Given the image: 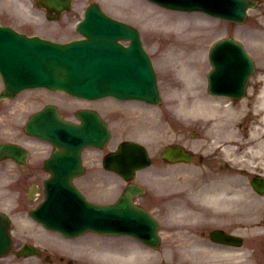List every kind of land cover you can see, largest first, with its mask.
Masks as SVG:
<instances>
[{
	"label": "rangeland",
	"instance_id": "374dc122",
	"mask_svg": "<svg viewBox=\"0 0 264 264\" xmlns=\"http://www.w3.org/2000/svg\"><path fill=\"white\" fill-rule=\"evenodd\" d=\"M93 0H73V9L66 13L65 19L67 20L66 22L61 21L59 28L55 26H52L53 29H57V33L53 32H41L44 35L48 36H53L54 38L58 39H70V38H75L79 35V33L75 30V23L78 19H80L83 16V11L84 8L91 3ZM102 4V6L112 15L117 16L121 19L130 21V22H136L135 18L137 19L138 22L142 21L143 26H140L141 28L146 27L147 30L152 29L153 25L151 24V20L146 18L149 16V10L150 9H155L152 6H146L144 4V0H99ZM150 8V9H149ZM146 9L148 10L146 12ZM256 11V10H255ZM254 10L250 11V18L253 14ZM162 19L164 21H176L180 20L181 16L176 14V12H167L164 16H162ZM146 20V21H145ZM12 21V20H11ZM202 23H211L212 25L209 28V33L206 34V36H203V41H205V46L203 50L205 51L209 44L213 42L215 39L220 37L226 32H239L237 34L244 35L243 33H248V31L242 27V26H230L224 24H217L216 21L209 22V21H204ZM151 24V25H150ZM36 26L37 24H33ZM38 27L42 28L44 30H49L44 24L38 23ZM21 30V29H20ZM25 32L31 33L32 31L27 28L23 27V30ZM66 31V32H65ZM142 36L144 37L146 41V45L149 48L151 55L153 56L155 62L157 63V68L160 73V81H161V87L165 91L166 95V101L165 103H162L160 106H155V105H149L147 103H140V102H128V103H121L113 98H111L109 101L106 103H102L104 101L100 102H94V105L97 106L102 112L105 114H108V118L112 121L113 124V132H114V138H113V144H116L120 139L123 138H141L143 142L147 143L152 149H153V155L154 151L157 152L159 147L163 145V142H160L164 138L168 136V133L166 130H162L164 127L166 128H185V129H192L195 123H193V120L189 119H183L184 117L178 112H176V108H174V103L173 101L177 99H181V92H178V94L174 91V88H172L174 85L172 84V79H175V74L172 72L167 71L166 69V63L167 61L165 60V55L162 53V41H157L156 37L154 35L146 34L144 29L142 30ZM245 38L251 42L255 49H253V52L256 50H259V46L257 45L256 41L254 42L252 36H245ZM161 43V44H158ZM162 50V51H161ZM260 54V52H259ZM258 60L260 61V67L262 66V62L264 61V56L260 54V56L257 57ZM188 67L198 76L200 74H207V68H205L204 64L202 63L199 58H194L188 63ZM264 69V67H263ZM262 70V69H261ZM184 79V76H181ZM173 79V80H174ZM1 82V81H0ZM261 83H264V72L260 71L257 72L256 76L253 78V84L256 86H259ZM1 86V83H0ZM257 87H252V90L256 89ZM251 90V92H252ZM43 90H38L37 92L32 93L31 97H33V100L35 102H43L42 100L45 99H52V101L58 102L59 104H63L62 110L64 114L68 116H74L73 111L75 106L80 104H88L86 101H81L77 99H73L70 96H67L65 94H57L55 96H47L42 94ZM27 95V94H23ZM24 98H28L25 97ZM41 96V97H40ZM252 95L250 94L249 97ZM173 97V98H172ZM168 100V102H167ZM22 101V100H21ZM20 101V102H21ZM115 102V103H113ZM117 103V104H116ZM243 108L250 110V114L253 115V111L256 110V103H252V99H245L241 101ZM93 104V103H92ZM37 103L32 104L31 103V108L36 107ZM253 106V107H252ZM252 108V109H250ZM113 112H110V111ZM117 110H121L125 112V114H119L123 112H118ZM107 112V113H106ZM187 113H183L184 116H186ZM182 117V118H180ZM159 118H162L164 121L159 122ZM169 125V126H168ZM200 129L203 130L202 124L200 123ZM159 126V128H157ZM162 128V129H160ZM160 129V130H159ZM15 135L10 134L6 132L4 129V123L2 119H0V138H13ZM103 150L99 151V158H97V155L95 152H90L88 151L86 153V160L87 164L89 166V174H102V171L97 169L96 167L99 166V160H101ZM90 165H94V167H90ZM157 166L160 165V160H156ZM5 165H0V193L2 192L5 196L3 198H0V201H4L9 203L13 197V194H15V191H9L5 188V185L7 184V181H5L7 177V168H3ZM102 168V166H101ZM103 169V168H102ZM12 170V169H11ZM14 170H12L13 172ZM106 180V177H104ZM104 180V181H105ZM95 183V182H94ZM101 184V183H100ZM149 185L148 183H146ZM101 186H97L95 190L99 192H103L104 190L100 188ZM102 187L104 185L102 184ZM100 188V190H99ZM113 192H118L117 188ZM12 194V195H11ZM105 195V193H101ZM152 196L153 193H152ZM104 198H101L105 200L107 196H103ZM111 199V198H109ZM35 204V203H34ZM35 206V205H33ZM104 236H98V239H95L93 241H89L87 244L86 243H81L76 249L78 251L76 252L75 256H80V264H112L109 261V258L106 254L103 253L105 252V249L102 251L104 247L109 246L108 243H119L123 246L125 249L123 251V261L120 264H152L155 263L159 258V252L148 249V248H137L139 247L138 243L134 239H111L110 238H103ZM64 242V241H63ZM61 242V245L63 248H71L70 242ZM137 243V244H136ZM60 245V246H61ZM82 247V248H81ZM59 250V248L57 249ZM62 252V250H59ZM58 251V252H59ZM102 252V253H101ZM70 256H74V251L68 250V253L66 255V258H69ZM86 258V260L82 259ZM9 260L13 264H33L32 259L35 260L34 257H29V258H19L15 256L14 254L8 256L4 260H0V264H8ZM111 260V259H110ZM118 261V260H117ZM214 263H221L220 261L214 262ZM117 264V263H116ZM197 264H207L204 262V259L202 262H199L197 260Z\"/></svg>",
	"mask_w": 264,
	"mask_h": 264
},
{
	"label": "water",
	"instance_id": "95a60500",
	"mask_svg": "<svg viewBox=\"0 0 264 264\" xmlns=\"http://www.w3.org/2000/svg\"><path fill=\"white\" fill-rule=\"evenodd\" d=\"M12 40V39H11ZM16 48L17 49H21L19 48V46L16 44ZM29 49H33L34 51H37L34 53V57H39V53L41 51H43L44 54H55L54 52H56L57 50V56L63 54L61 52V50H59V47H54V46H51V45H41V44H35V45H25L24 46V49L22 48L20 51H24L25 53L29 50ZM18 51V52H20ZM25 57V54H23V58ZM15 56L13 57L12 60H10L9 62L12 63V61L14 60ZM27 60L29 61L30 58H27ZM46 65L50 68V69H43V70H35L33 72H31V76L36 78L38 82H43V81H49L50 83H54L55 84V81H60L62 80V83L61 81L59 82L60 86L64 85L63 87H67L68 89H78L76 88V81L77 82H81V78H83V76H87V74H83L81 77H77V75L74 74L73 71H69L68 69L70 67H68L67 65H63V61L61 60H58V59H55L54 61H50V62H47ZM14 66L16 68H18L20 66V62H19V59L16 58L15 62H14ZM6 68L9 67V64H6L5 66ZM57 68V72L55 71ZM7 75L9 76V82L11 84H14L15 81H20V86H23V85H26V84H32L30 81H27L25 82L24 81V78L21 80V77H23V74L21 76H16V71L9 68L7 69ZM53 73V74H52ZM70 74V78L72 79V81H75V82H70L68 81V75ZM86 83L84 84V86L88 87L91 89L92 93H89L87 94V91H83L84 94H87L88 96H91V97H94V96H100V95H103L104 93L106 92H109L111 90H109L106 86H105V89L102 91V90H99L98 88V83H97V78L95 77H90L88 80L85 81ZM74 85H73V84ZM33 84H39V83H33ZM72 84V85H71ZM66 85V86H65ZM71 85V86H69ZM73 89V90H74ZM109 90V91H108ZM97 119V118H96ZM98 120V119H97ZM100 121L98 120V123L95 122L94 120H90L89 122H86L84 123L81 128H83L82 130V134H80L78 132L77 129H75V127L73 126H70L68 127V129L70 128V137L72 139V141L70 142L69 140H63L61 141L57 136V140L56 143L58 145H62L66 148V150L68 151L67 153H65L62 157H65V158H68L66 160H68L66 163H64V166H62V163L59 164L58 167L57 165L55 166L54 168V181L52 182V185H51V198H50V202L51 203H57V206L58 207H62V208H65L66 209V205H65V202L64 201H61L59 200V194L60 193H64L66 194L65 192H67L68 196H69V192H73L72 189H70V187H67L65 185H62V184H59V180L61 178V176H66V170H69L67 168H70L71 165L72 167H74L75 165L77 166L78 165V155H76L75 153H79L80 154V150L82 149V147L87 144L89 141H97L99 140L100 142L103 141V139H106L108 137V134H103L102 132V126L100 125ZM35 128V127H34ZM76 135V136H79V141L76 139V136H73ZM82 137V138H81ZM13 146H9V149L12 148ZM10 151H13L12 149H10ZM57 157H59V155L57 154L56 155ZM74 156V157H72ZM133 161V160H132ZM131 161V163H132ZM68 165V166H67ZM126 166V165H125ZM53 167V165H52ZM127 167V166H126ZM120 170V167L118 168ZM124 169V167H123ZM70 174H68V178H69V181H70ZM71 185V183H70ZM71 198V197H69ZM73 200H75V198H71ZM77 201V200H76ZM123 201H127L126 198H124L122 200ZM72 202V203H71ZM60 207V208H61ZM68 209L72 210V211H79L81 213H86L85 211H83L81 209V204L80 203H77V202H73V201H70L69 204H68ZM86 208H88L89 206H85ZM61 208V209H62ZM90 214V213H89ZM99 215L98 214H90L89 215V218H86L84 217L82 221H78V220H75V221H72L70 224H71V228L69 229V232L70 233H74V232H79L83 229H86L87 227H95L97 229H103V226L101 227L100 226V222H101V219H104L103 216L101 217H98ZM97 217L99 218V220H97ZM57 226V225H55Z\"/></svg>",
	"mask_w": 264,
	"mask_h": 264
},
{
	"label": "bare ground",
	"instance_id": "6f19581e",
	"mask_svg": "<svg viewBox=\"0 0 264 264\" xmlns=\"http://www.w3.org/2000/svg\"><path fill=\"white\" fill-rule=\"evenodd\" d=\"M15 3H23L22 0L19 1H12ZM259 26H264V6L260 7L257 11L254 12L252 15V18L249 23L246 24V28H254L258 29ZM157 32L161 33H172L175 34L176 36H181L182 41L185 42V44L193 45L192 42L194 40L201 39L202 36H206V34L209 32V26L208 24H204L202 22L200 23H191L189 21L187 22H179V23H174V22H167L165 21L163 23H157ZM250 36H256L258 39V42H263L261 44V47H264V31H257L251 32ZM161 39V37H159ZM165 40H168L170 36H163ZM202 41V40H201ZM174 49V48H173ZM179 54L181 53V49H178ZM184 53H181L180 56L183 57ZM187 68L180 69L181 73L183 75H188L189 77H192V73L189 70H186ZM188 81H185L187 84ZM193 83V81H189ZM184 87H186L185 84H183ZM263 94L261 95V99L258 103V110H264V88H263ZM201 103L200 101H197ZM203 104V105H202ZM202 104H195V105H190V104H179L176 107L178 109H187V108H196L197 110H206L207 116L205 119L207 121H210L212 116L216 113L215 112V107L212 106L210 101H203ZM260 107V109H259ZM225 113L227 117L223 120V124L220 125V122L214 121L213 124L211 125L212 128H219L222 125H225L227 129L228 135H234L236 132V125L234 123V120L232 119L233 114L235 113V110L233 107L229 106L226 108ZM264 130V111L260 114V120H259V125L257 127L253 128V131L250 133V137L246 141L247 143L250 141H256L257 143H262L264 142V139H258L259 135H264V133L261 134V132ZM258 135V136H257ZM203 248L202 250H209L211 254H217V252L220 250V248ZM234 252L229 251L228 249L226 250H220V254L228 255V254H233Z\"/></svg>",
	"mask_w": 264,
	"mask_h": 264
},
{
	"label": "flooded vegetation",
	"instance_id": "af4514ba",
	"mask_svg": "<svg viewBox=\"0 0 264 264\" xmlns=\"http://www.w3.org/2000/svg\"><path fill=\"white\" fill-rule=\"evenodd\" d=\"M235 196H237V194H235Z\"/></svg>",
	"mask_w": 264,
	"mask_h": 264
}]
</instances>
